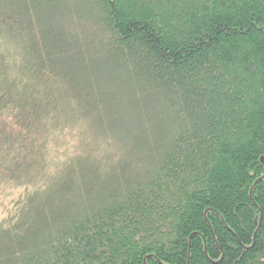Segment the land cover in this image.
<instances>
[{
    "label": "trees",
    "instance_id": "trees-1",
    "mask_svg": "<svg viewBox=\"0 0 264 264\" xmlns=\"http://www.w3.org/2000/svg\"><path fill=\"white\" fill-rule=\"evenodd\" d=\"M0 264H264V0H0Z\"/></svg>",
    "mask_w": 264,
    "mask_h": 264
},
{
    "label": "rangeland",
    "instance_id": "rangeland-1",
    "mask_svg": "<svg viewBox=\"0 0 264 264\" xmlns=\"http://www.w3.org/2000/svg\"><path fill=\"white\" fill-rule=\"evenodd\" d=\"M1 201H5V200H3V199H0Z\"/></svg>",
    "mask_w": 264,
    "mask_h": 264
}]
</instances>
